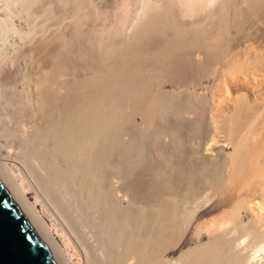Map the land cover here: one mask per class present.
Here are the masks:
<instances>
[{"label":"bare ground","instance_id":"6f19581e","mask_svg":"<svg viewBox=\"0 0 264 264\" xmlns=\"http://www.w3.org/2000/svg\"><path fill=\"white\" fill-rule=\"evenodd\" d=\"M42 1L0 0V156L17 165L60 234L37 218L2 159L0 183L54 263L72 264L61 242L78 264H264V115L256 109L264 95L257 100L261 87H249L264 76V0H107L99 14L94 0H61L54 13ZM230 18L259 28L247 37L242 28L239 39ZM186 69L214 76L227 99L205 102L196 76L184 85ZM144 72L169 89L151 90ZM240 83L254 103L245 89L232 92ZM187 103L195 120L164 118ZM202 107L209 137L199 153L209 160L223 131L235 198L215 199L184 161H172V175L154 174L148 197L147 142L164 160H183L185 129L202 131ZM184 241L193 244L169 257Z\"/></svg>","mask_w":264,"mask_h":264},{"label":"rangeland","instance_id":"374dc122","mask_svg":"<svg viewBox=\"0 0 264 264\" xmlns=\"http://www.w3.org/2000/svg\"><path fill=\"white\" fill-rule=\"evenodd\" d=\"M44 4H46V8H47V10H52L51 12H59V11H57L58 9L59 10H61V7H62V2H61V0H55L54 2H53V0H43L42 1ZM57 2H59L61 5H60V7H57V6H59V4L57 3ZM107 2V0H94V3L96 4V6L98 7L97 8V10H96V12L95 13H98L99 14V12H98V9L99 10H101V9H103L101 6H103V4H105ZM57 6H56V5ZM102 4V5H101ZM107 4V3H106ZM52 6V7H51ZM44 7V8H45ZM50 7V8H49ZM167 8V7H166ZM168 8H169V6H168ZM53 9L55 10V11H53ZM170 9V8H169ZM171 10H173V12H172V20H175V18L177 19V14L178 13H175V12H177L175 9H173V8H171ZM169 13V12H168ZM174 13V14H173ZM98 14H95V15H97L98 16ZM170 14H171V12H170ZM252 19V18H251ZM231 20H232V18H230L229 19V21H230V23H232L231 22ZM245 20H247V19H245ZM244 20V21H245ZM238 18H236V19H234V23L236 24L237 23V25H235V24H233L234 26H232L231 27V29L233 30V31H235L236 32V34L238 35V37L241 35V37H242V34H243V30H245L244 32V36L245 37H247V36H250L251 35V33H250V31H251V29H252V31L251 32H254L253 30H255L256 28H259V27H256V28H253V27H251L250 26V24L249 23H244V22H242L241 23V26L239 25V23H238ZM93 23V22H92ZM99 23H100V20L98 21V19H96L95 20V23L94 24H96L95 26H99ZM98 24V25H97ZM247 24L249 25V26H247ZM260 25H263V24H260ZM244 26H247V27H244ZM264 26V25H263ZM263 26H261V28L264 30V27ZM242 28H243V30H242ZM230 29V28H229ZM228 29V30H229ZM230 29V30H231ZM240 30H242V31H240ZM235 32H233V35H234V33ZM249 32V33H248ZM240 33H242V34H240ZM247 33V34H246ZM254 34H252V36H253ZM260 36V35H259ZM241 37H239V39L241 38ZM254 37V36H253ZM257 37V35H255V38ZM243 39V38H242ZM261 40L263 41L264 39H262L261 38ZM239 42V41H238ZM237 42V43H238ZM242 42H243V40H242ZM262 45H264V43H262ZM183 49H185V51H191V52H193L194 50H190L191 48H187V46L186 47H184ZM188 49V50H187ZM237 49V48H236ZM241 49V50H240ZM240 49H238L237 51H235V52H237V54H239V55H242L243 53L242 52H244V50L242 49V47L240 46ZM225 50H223V54H225V52H224ZM242 51V52H241ZM241 52V53H240ZM222 55V51H220V56ZM240 57H242V56H240ZM189 61V60H188ZM190 62V61H189ZM75 63V62H74ZM77 63V62H76ZM78 63H79V61H78ZM191 63V62H190ZM243 63V64H242ZM240 64L241 65H243V66H245V67H243V68H246L247 66H246V62H240ZM245 64V65H244ZM247 69V68H246ZM192 70H193V68H192ZM192 70H190L189 69V71H187V69L184 71L185 72V76H183L185 79L188 77V79H187V82H184V81H186L185 79H184V85L185 86H187L188 85V87H191L194 83H191V80H193V78H194V80L195 81H199L200 83H201V86L199 87V88H201V90H200V92L202 91V93H204V98H206V100H205V102H207V101H209L210 99H211V97L213 98V99H215V100H220V102H222V100H224L225 98L227 99V97H225V98H223V95H224V93H225V91H224V89H223V86L220 84V81H218V80H216L215 79V77L214 76H212L211 74L210 75H208V76H206L207 74L206 73H203V72H200V74H199V72H196V70L195 71H192ZM192 71V74H190V75H187L188 74V72H191ZM243 71H245V70H243ZM147 72V71H146ZM149 72V71H148ZM193 72H194V74H193ZM145 73V72H144ZM195 74H197V75H195ZM199 74V75H198ZM204 75V76H203ZM145 78L144 79H146L147 78V82L144 80V82H145V84L147 85V86H149L150 87V89L151 90H155V88L158 86V85H166L165 86V88L166 89H169V85L165 82V81H163L164 79H163V77L162 76H160V74H155V73H153V72H150V73H145L144 75H143ZM187 76V77H186ZM193 76V77H192ZM198 76H200V77H198ZM205 77H207V78H205ZM263 78L261 79V80H259V81H256V82H263V83H259V85H261V86H259L258 84V86L257 85H254V84H252L251 83V85L249 86V87H251V88H253V86H254V90L256 89V91H257V88H260L261 89V91H263V92H261V94L260 93H258V92H260L259 91V89H258V91L256 92L255 91V93L256 94H260V96L258 97V95L256 96V99L258 100V99H260L261 98V95H264V76H262ZM151 78V79H150ZM200 78V79H199ZM211 78V79H210ZM214 78V79H213ZM161 79H162V81L164 82V84L162 83V81H161ZM148 80H150V81H148ZM193 80V81H194ZM215 80L218 82V83H216L215 82ZM149 82V83H148ZM190 82V83H189ZM187 84V85H186ZM207 85H208V87H207ZM240 85H241V88H236V89H234L232 92H239V93H241V91L240 90H244L245 92H246V94H248V96H247V99H248V97H249V101H250V104L251 103H254L253 102V97H252V94H251V91H250V88L249 87H244L245 85H243V84H241L240 83ZM207 87V88H206ZM242 87H243V89H242ZM256 87V88H255ZM203 88H204V90H203ZM206 89V90H205ZM248 90V91H247ZM224 91V92H223ZM254 92V91H253ZM192 98V97H191ZM252 98V99H251ZM254 101H255V99H254ZM204 102V103H205ZM219 102V101H218ZM203 103V102H202ZM204 103H203V105H204ZM188 105H187V107H185V108H183V112H181V113H177L176 114V111H175V109L173 108V107H170L167 111H164V113H163V116H164V118L166 119V120H168V121H171V122H174L175 120H176V117L174 116V115H183V116H186V118H187V121H190L191 122V120H195L194 118H195V114L194 113H190V111H192L194 108H191V103H187ZM201 104V103H200ZM201 107V106H200ZM256 107H258V108H256L257 110H259L260 112H261V110H262V112H261V114H263L264 115V109H262V108H264V106L261 108V107H259V105L258 106H256ZM189 112V113H188ZM202 114V116H203V119H202V127H201V132H199V133H196L195 131H193L192 129H191V127H190V125L189 124H187V128L185 129V132H187L188 133V137H187V141H186V146H184V147H186L185 149H186V151H188V155L187 156H185V158H183V160H179L180 159V157H177V156H169V157H167L166 156V160H164V158L162 157V155H160L159 154V152L157 151V149L155 148V146H153V142H147V147H148V150H149V153H150V157H149V160H151V162L153 163V161H154V164L155 163H157V164H159L157 167H158V169H156L157 167H154V166H156V164L154 165V164H152V163H149V167H153V168H155V169H153V168H148V167H146V169H145V174H140L141 175V177H144V178H142L145 182V184L143 183V180H142V185H144L142 188L144 189H142L143 191H144V193H146L147 192V196L148 197H152V195H149V194H151L152 193V189H150L151 187H152V184L154 183V182H156L155 181V179H157L155 176H154V174H156V175H158V173H162V174H166L167 176H169V175H172L173 174V171L170 169V167H171V165H172V161L173 162H175V163H178V162H180V161H184V163H185V166L190 170V172L192 173V174H194V175H198V176H202L201 177V186H202V188L203 189H205V190H210L211 192H209L210 193V195H212V196H214V198L215 199H226L227 200V202L228 203H230V201L231 200H233L234 198H235V196H232V191L235 189H232V188H230L229 189V187L226 185V178H225V175H227V171H225L226 169H225V167L224 166H226V160L225 159H227V157H228V155H229V153L232 151V147L230 146V145H228V142L227 141H221L222 143H220V140H225V137H224V133H223V131H218L217 132V134L219 133L220 135H218V137L217 138H221L222 137V139H214L215 141H214V143H213V145L211 146L212 148L213 147H215V146H217V151L215 150L216 149V147L215 148H213V150H215V154L214 155H211V156H209V160H206V161H203V160H205L204 158V155L203 154H201V153H199V152H201V150H202V148H203V144H204V141L205 140H208L207 138L209 137L208 135H209V130H207L208 131V134H206L207 133V131L205 130V129H209V123H206V122H208V119H206L207 118V112H206V108H204L203 109V107H202V109H200V113L198 114V116L199 115H201ZM192 116V117H191ZM255 116H256V114H255ZM191 117V118H190ZM138 120H139V117L137 116L136 117V121L138 122ZM207 125H206V124ZM207 126V128H206V126ZM157 126H162V124L161 123H157ZM257 126V125H256ZM257 128V127H256ZM189 129H191V130H189ZM263 129H264V126H263ZM264 131V130H263ZM195 132V133H194ZM163 133V132H162ZM223 134V136H221ZM263 134H264V132H263ZM205 137H204V136ZM221 136V137H220ZM203 138H206V139H203ZM161 142L163 143L164 141H165V138L164 137H162L161 139ZM166 140H167V138H166ZM219 141V143H218V141ZM149 141H152V140H149ZM217 141V142H216ZM206 142V141H205ZM148 144H150L149 146H148ZM228 145V146H227ZM228 147V148H227ZM199 148V149H198ZM198 156H197V155ZM200 154V155H199ZM226 155H227V157H226ZM203 156V157H202ZM2 156H0V161H1V158ZM203 159V160H202ZM4 160V161H3ZM164 160V161H163ZM171 162H170V161ZM176 161H178V162H176ZM2 163H3V166H5V168L7 169V171L10 173V176H11V178L14 180V182L19 186V188L21 187V188H23V190L26 192V200H27V202H28V204L30 205V207L33 209V211H34V213L36 214V216H37V218H39V220H41L42 222H43V225H44V227H47V228H49L53 233H55L56 235H59L60 233L58 232V230H59V227H57V225H55V223H56V221L55 220H53L50 216H49V213L47 212V210H46V208H45V206H44V204L43 203H41V201L38 199V196H37V194H36V191L34 190V189H32L25 181H22V174H21V172H18V170L19 169H17L18 167H15V166H17L13 161H10V160H7V159H2V161H1ZM148 165V164H147ZM152 165V166H151ZM204 165V166H203ZM202 167V168H201ZM147 169H148V171H149V173H148V176L150 177L151 176V178H149L148 176H144V175H146L147 173H146V171H147ZM160 169V172L158 171ZM201 169H203V170H201ZM138 170L139 171H137V170H135L134 172L135 173H137V172H139V173H141L140 172V170H142V169H140V168H138ZM153 170V172H151ZM147 171V172H148ZM154 171H156V173L154 172ZM134 173V174H135ZM143 173V172H142ZM137 175H139L138 173H137ZM207 175H213L214 176V179L213 180H210V179H208V178H206V176ZM135 176H136V174H135ZM152 176H154V178L152 177ZM147 178V179H146ZM217 178V179H216ZM140 180H141V178H140ZM151 180H152V182H151ZM223 180V181H222ZM148 181H150V182H148ZM154 181V182H153ZM158 181V180H157ZM148 183V184H147ZM152 183V184H151ZM223 183V184H222ZM147 185H148V188H147ZM228 187V188H227ZM222 188H223V190H222ZM146 189V190H145ZM226 189L228 190V192H226ZM231 189H232V191H231ZM148 190V191H147ZM151 190V191H150ZM218 190V191H217ZM234 191H236V190H234ZM237 191H239V189H237ZM217 192V193H216ZM217 195V196H216ZM229 196H231V198L228 200V197ZM232 197H233V199H232ZM228 203H226V206L228 205ZM225 205V204H224ZM226 206H223V204L221 203V205H220V207L218 206V207H216V206H214V208L213 209H220V210H224V208L226 207ZM207 211V209H205V210H203V212H202V214L203 213H205ZM243 216H245V217H243V219L245 220V222H246V220H247V217H248V215L246 214V215H243ZM247 216V217H246ZM207 217H209L208 215H205V216H203V218H207ZM52 219V220H51ZM53 221H54V223H53ZM54 224V225H53ZM57 228V229H56ZM60 244L62 245V247H65V248H63L64 250H66L67 248V250H66V252L68 253V255L70 256V259L72 260L71 262H72V264H78V260H77V256L74 254V252H73V250H71V248L70 247H68V246H66L65 244H62L61 242H60ZM191 244H193V242L192 243H188V241H184L180 246H178V247H176V248H174V249H172L170 252H169V257L171 256V257H176L177 255H179V253L181 252V251H183V250H185L186 248H188L189 246H192ZM73 254V255H72ZM73 260H74V262H73ZM77 260V261H76Z\"/></svg>","mask_w":264,"mask_h":264},{"label":"water","instance_id":"95a60500","mask_svg":"<svg viewBox=\"0 0 264 264\" xmlns=\"http://www.w3.org/2000/svg\"><path fill=\"white\" fill-rule=\"evenodd\" d=\"M0 264H55L1 183Z\"/></svg>","mask_w":264,"mask_h":264}]
</instances>
